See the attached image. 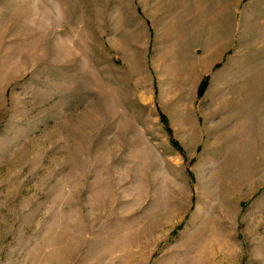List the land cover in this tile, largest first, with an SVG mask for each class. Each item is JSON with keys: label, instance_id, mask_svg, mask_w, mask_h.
I'll list each match as a JSON object with an SVG mask.
<instances>
[{"label": "rangeland", "instance_id": "rangeland-1", "mask_svg": "<svg viewBox=\"0 0 264 264\" xmlns=\"http://www.w3.org/2000/svg\"><path fill=\"white\" fill-rule=\"evenodd\" d=\"M0 264H264V0H0Z\"/></svg>", "mask_w": 264, "mask_h": 264}, {"label": "trees", "instance_id": "trees-1", "mask_svg": "<svg viewBox=\"0 0 264 264\" xmlns=\"http://www.w3.org/2000/svg\"><path fill=\"white\" fill-rule=\"evenodd\" d=\"M164 121V120H163ZM163 124H165V121H164V123Z\"/></svg>", "mask_w": 264, "mask_h": 264}]
</instances>
